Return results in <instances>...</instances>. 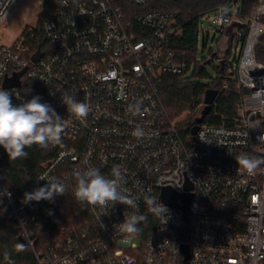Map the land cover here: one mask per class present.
<instances>
[{"label":"built area","instance_id":"built-area-1","mask_svg":"<svg viewBox=\"0 0 264 264\" xmlns=\"http://www.w3.org/2000/svg\"><path fill=\"white\" fill-rule=\"evenodd\" d=\"M13 2L0 0V25ZM148 2L58 0L40 18L39 28L0 46V87L10 92L13 104L38 95L69 122L62 144L52 146L56 154L29 192L44 186L40 177L69 181L74 190L76 170L97 167L110 176L119 166L124 189L137 199L138 214L147 217L139 234L127 237L114 230L137 210L84 205L82 222L40 246L38 232L46 220L37 213L48 201L22 203L1 174L0 191L10 196L0 194V207L20 226L34 264H264V164L249 175L235 160L245 153L264 159V62L257 57L264 32L254 29L264 24V16L253 15L264 0H257L245 19L228 9L213 11L220 38L231 21L242 23L224 62L239 94V116L230 124H199L189 143L163 105L159 84L164 74H190L192 47L180 44L183 26L177 13L144 9ZM208 14L197 26L196 47ZM37 50L41 56L35 61ZM5 82L13 85L4 87ZM228 87L226 80L223 88ZM64 94L90 105L84 123L67 112ZM136 104L143 115L129 110ZM137 126L145 129L144 138L132 135ZM165 187L178 194L177 205L163 200ZM189 194L185 202L183 195ZM146 196L167 212L152 214Z\"/></svg>","mask_w":264,"mask_h":264},{"label":"trees","instance_id":"trees-1","mask_svg":"<svg viewBox=\"0 0 264 264\" xmlns=\"http://www.w3.org/2000/svg\"><path fill=\"white\" fill-rule=\"evenodd\" d=\"M58 0H48L47 8L43 16L47 15L57 6ZM234 0H149L144 9H158L168 12H176L178 22L183 26V35L180 44L188 51L189 60L192 63L190 74L186 77L164 74L159 84L160 97L170 117L181 115L189 111L192 115H186L177 123L180 136L188 143L192 140L191 129L197 123L230 124L239 116V94L236 90L235 81L228 79L226 64L220 71V65L216 60L210 64L217 73L212 83L202 82L208 76L204 62L208 59L200 57L196 44V29L202 16L219 8H224ZM257 0H242L236 11L239 18L245 19L256 6ZM40 23V22H39ZM26 32V31H25ZM24 32V33H25ZM264 39V36H263ZM41 47L43 42H39ZM205 45V42H204ZM193 46L195 48H193ZM214 50L211 48V53ZM200 57V59H198ZM257 57L264 62V46L257 48ZM229 81V87L223 88L224 82ZM216 91L213 102L205 113L207 90ZM199 109V111H197ZM202 118L199 122L198 119ZM3 158L0 159V174L6 186L23 197L29 192L35 176L42 170L45 162L53 158L56 149L51 145L41 148L33 145L26 148V158L16 160L9 159L3 148H0ZM65 194L56 196L53 202L44 203L37 213L38 219H45V225L38 232L40 246L45 242L53 241L60 237L62 229L77 226L86 216V208L77 201L73 195L72 184L69 181L63 183ZM21 229L17 222L7 216V211L0 207V264H8L4 253L11 254L14 264H34L35 257L28 243L20 240Z\"/></svg>","mask_w":264,"mask_h":264},{"label":"clouds","instance_id":"clouds-1","mask_svg":"<svg viewBox=\"0 0 264 264\" xmlns=\"http://www.w3.org/2000/svg\"><path fill=\"white\" fill-rule=\"evenodd\" d=\"M253 15L257 18L264 16V4L258 5ZM254 29L257 33H262L264 24L258 22L254 25ZM61 100L66 105L67 112L76 120L81 123L86 121L91 110L88 103L78 101L72 94H64ZM129 110L134 115H143L139 104L131 105ZM68 127L69 122L62 118L50 104L41 102L40 96H33L19 105H14L10 92L0 87V148H3L9 159L26 158L28 153L25 149L33 145L48 148L50 145L62 144L63 134ZM132 135L140 139L147 133L143 127L137 126ZM201 140L209 142L205 139ZM235 160L238 167L249 175H255L256 170L264 164V159L246 153L235 155ZM73 175L76 181L73 195L77 201L93 208L107 209L109 205L113 207L116 204H122L137 210L125 217L121 223L114 225V230L127 237L139 234V225L147 217L138 214L137 199L124 189L123 184L126 181L119 166H113L110 176L104 175L99 168L91 166L76 170ZM38 180H44L46 183L31 192H25L22 203L28 204L41 200L53 202L56 196L65 194V186L56 178L40 177ZM0 194L10 196V193L6 191H0ZM145 203L154 215L159 216L167 212L166 207L161 202L157 204L154 197L146 196ZM101 227H104L102 222ZM4 257L8 264H14L10 253L5 252Z\"/></svg>","mask_w":264,"mask_h":264},{"label":"rangeland","instance_id":"rangeland-1","mask_svg":"<svg viewBox=\"0 0 264 264\" xmlns=\"http://www.w3.org/2000/svg\"><path fill=\"white\" fill-rule=\"evenodd\" d=\"M241 1L242 0H234L226 9L230 12L237 11ZM47 4L48 0H14L3 23L0 25V46L13 45L25 31L39 28V21L40 18L43 17ZM213 17L214 12L209 13L204 19L202 26L199 27L198 52L200 57L209 58L211 55V48L215 50L217 41L220 39V33L216 31L215 23L212 20ZM204 34L206 36L203 38ZM215 62L218 64L217 60ZM206 70L208 76L203 78L202 82L212 83L217 77L213 64H207ZM197 111H199V109H197ZM167 112L169 114V111ZM188 114L192 115L189 111H185L181 115L171 118L178 122Z\"/></svg>","mask_w":264,"mask_h":264},{"label":"water","instance_id":"water-1","mask_svg":"<svg viewBox=\"0 0 264 264\" xmlns=\"http://www.w3.org/2000/svg\"><path fill=\"white\" fill-rule=\"evenodd\" d=\"M242 26L241 21L239 20H233L231 21L226 27L223 35L219 39V42L217 43L216 49L211 53L209 58L204 62V65L210 64L212 60L216 59L218 61V64L220 65V71L222 70L225 62V57L228 53V51L231 48L232 41L234 38L235 33L240 29ZM41 56V52L37 50L33 55V60H37ZM10 85H13L9 82H5L4 87H9ZM216 95V91L213 89L207 90L206 93V107L203 113L207 111L209 108V105L213 102L214 97ZM202 118H199L198 121L200 122ZM199 128V123L194 125L191 129V134L194 136ZM191 195H183V199L185 202L189 201ZM162 198L163 200L169 204V205H177L176 200L178 198V194H176L172 189L169 187H165L162 192ZM20 240L22 243H26L23 236H20Z\"/></svg>","mask_w":264,"mask_h":264},{"label":"bare ground","instance_id":"bare-ground-1","mask_svg":"<svg viewBox=\"0 0 264 264\" xmlns=\"http://www.w3.org/2000/svg\"><path fill=\"white\" fill-rule=\"evenodd\" d=\"M181 31H182V29H181ZM176 42V38H174V43ZM178 42V41H177Z\"/></svg>","mask_w":264,"mask_h":264}]
</instances>
